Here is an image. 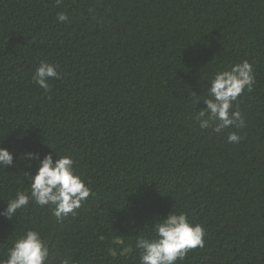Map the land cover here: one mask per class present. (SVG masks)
I'll list each match as a JSON object with an SVG mask.
<instances>
[{"label":"trees","instance_id":"1","mask_svg":"<svg viewBox=\"0 0 264 264\" xmlns=\"http://www.w3.org/2000/svg\"><path fill=\"white\" fill-rule=\"evenodd\" d=\"M41 60L58 66L50 92ZM244 60L246 126L201 129L210 80ZM0 146L15 154L0 211L29 189L30 151L70 155L91 189L63 221L32 201L0 215V260L32 229L45 264H140L138 239L177 211L206 231L175 264H264V0H0Z\"/></svg>","mask_w":264,"mask_h":264},{"label":"clouds","instance_id":"2","mask_svg":"<svg viewBox=\"0 0 264 264\" xmlns=\"http://www.w3.org/2000/svg\"><path fill=\"white\" fill-rule=\"evenodd\" d=\"M57 19L64 22L68 20V15L66 12H59ZM57 67L41 60L32 80L40 88L50 92L49 79L58 76ZM254 83V67L248 60L234 64L230 70L218 71L207 89L208 98L204 100L206 108H201L196 117L200 128H210L220 133L230 126L245 127L246 121L242 113L232 110L233 102L245 89L251 91ZM242 139L235 131L230 132L227 137L228 142L233 144ZM14 155L8 148L0 146V166L8 168L12 165ZM21 159L36 160L37 171L35 175L24 172V176L29 177V189L17 191L14 198L8 199L7 207L0 211V215L10 219L32 201L41 207L50 206L52 215L59 222L69 214H75V210L89 197L91 189L76 172L75 162L70 155L59 156L54 160L52 152L41 158L40 153L30 151L23 153ZM153 231L154 236H145L137 241L140 264H175L190 250L203 248L205 245L204 225L193 224L184 212L174 211L159 219L154 224ZM48 256L49 247L45 239L39 231L29 229L13 241L12 247L7 251V259L0 260V264H45ZM60 264L71 262L64 258Z\"/></svg>","mask_w":264,"mask_h":264}]
</instances>
